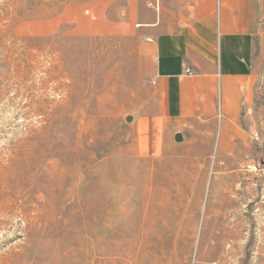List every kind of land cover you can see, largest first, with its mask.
<instances>
[{
	"label": "rangeland",
	"instance_id": "374dc122",
	"mask_svg": "<svg viewBox=\"0 0 264 264\" xmlns=\"http://www.w3.org/2000/svg\"><path fill=\"white\" fill-rule=\"evenodd\" d=\"M143 4L0 0V264H264V50L225 136L144 157Z\"/></svg>",
	"mask_w": 264,
	"mask_h": 264
},
{
	"label": "crops",
	"instance_id": "0c3cea01",
	"mask_svg": "<svg viewBox=\"0 0 264 264\" xmlns=\"http://www.w3.org/2000/svg\"><path fill=\"white\" fill-rule=\"evenodd\" d=\"M263 31L264 0H145L137 33L153 96L135 123L142 156H164L177 135L216 126L222 138L240 121L259 81Z\"/></svg>",
	"mask_w": 264,
	"mask_h": 264
},
{
	"label": "bare ground",
	"instance_id": "6f19581e",
	"mask_svg": "<svg viewBox=\"0 0 264 264\" xmlns=\"http://www.w3.org/2000/svg\"><path fill=\"white\" fill-rule=\"evenodd\" d=\"M102 205H103V225H102L103 226V234L102 235L104 236L105 241L107 243L106 244L107 245L106 251L107 252H114L116 255L118 253L120 255L121 254V244L118 241V236L115 233L116 231L113 232L114 229L112 228V226L110 225V222H109L110 207H109L108 194L106 192L103 196ZM117 258L119 259L118 255H117Z\"/></svg>",
	"mask_w": 264,
	"mask_h": 264
},
{
	"label": "water",
	"instance_id": "95a60500",
	"mask_svg": "<svg viewBox=\"0 0 264 264\" xmlns=\"http://www.w3.org/2000/svg\"><path fill=\"white\" fill-rule=\"evenodd\" d=\"M175 140H176L177 142H180V141L182 140V137H181L180 135H177V136L175 137Z\"/></svg>",
	"mask_w": 264,
	"mask_h": 264
},
{
	"label": "built area",
	"instance_id": "2783aa9c",
	"mask_svg": "<svg viewBox=\"0 0 264 264\" xmlns=\"http://www.w3.org/2000/svg\"><path fill=\"white\" fill-rule=\"evenodd\" d=\"M186 73L189 74V73H190V70L187 69V70H186Z\"/></svg>",
	"mask_w": 264,
	"mask_h": 264
}]
</instances>
